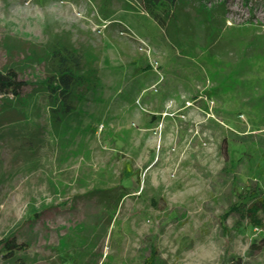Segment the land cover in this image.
Here are the masks:
<instances>
[{"label": "rangeland", "instance_id": "374dc122", "mask_svg": "<svg viewBox=\"0 0 264 264\" xmlns=\"http://www.w3.org/2000/svg\"><path fill=\"white\" fill-rule=\"evenodd\" d=\"M177 15L174 35L138 0H0V69L29 84L23 108L0 96V120L24 113L0 123V240L27 244L0 264H264V0ZM58 45L91 91L54 126L39 83ZM108 189L128 194H89Z\"/></svg>", "mask_w": 264, "mask_h": 264}, {"label": "trees", "instance_id": "16d2710c", "mask_svg": "<svg viewBox=\"0 0 264 264\" xmlns=\"http://www.w3.org/2000/svg\"><path fill=\"white\" fill-rule=\"evenodd\" d=\"M143 13L153 19L159 27L172 31L174 35L179 34L177 6L181 0H138ZM214 10H207L204 13L205 22L213 19ZM45 66V75L40 81V88L45 94L49 103L50 118L54 126L62 122V117H68L77 109L78 104L86 101V94L91 91L90 74L85 70L82 55L74 49L65 45H58L51 48L48 55L42 60ZM149 65H140L136 71L149 72ZM29 85L28 82L19 79V72L16 67L0 69V96L3 98L2 105L9 108L11 101L20 108L22 105L23 89ZM11 96V98H9ZM23 110H17L16 114L0 120V123H13L24 118ZM258 188V186H256ZM262 193V192H261ZM89 194H98L102 202L111 205L114 201L117 205L126 196V192H116L115 189L94 190ZM260 194V192L258 193ZM239 197L242 196L238 195ZM244 197V195L242 196ZM240 197V198H242ZM246 199V198H245ZM242 202V203H241ZM232 209L239 210L246 202L239 200ZM238 208V209H237ZM254 221L253 226L264 228V222L255 219L258 212L264 215V193L258 197L257 202L248 209ZM26 243H18L14 236L0 240V253L2 258L9 261H17L16 254L25 249ZM253 242L251 247H255ZM154 252V250H152ZM154 256V255H153Z\"/></svg>", "mask_w": 264, "mask_h": 264}]
</instances>
